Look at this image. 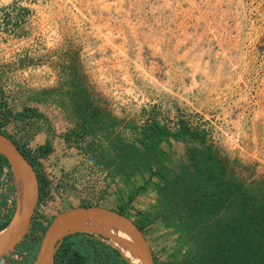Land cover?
<instances>
[{"label": "rangeland", "instance_id": "1", "mask_svg": "<svg viewBox=\"0 0 264 264\" xmlns=\"http://www.w3.org/2000/svg\"><path fill=\"white\" fill-rule=\"evenodd\" d=\"M0 92L14 115L26 108L40 114L13 119L5 132L54 149L43 160L52 183L36 220L48 227L85 202L109 209L127 203L134 219H156L145 236L158 263L201 258L208 250L199 217L163 190L164 181L129 201L123 156L110 142H130L132 122L142 125L154 108L168 123L185 118L207 130L225 178L254 194L264 178V0H0ZM85 94L121 121L119 133L68 143ZM185 149L176 143L175 157ZM33 223L29 240H42ZM15 250L0 264L20 260Z\"/></svg>", "mask_w": 264, "mask_h": 264}, {"label": "trees", "instance_id": "2", "mask_svg": "<svg viewBox=\"0 0 264 264\" xmlns=\"http://www.w3.org/2000/svg\"><path fill=\"white\" fill-rule=\"evenodd\" d=\"M1 95V92H0ZM86 95V94H85ZM86 95L83 102L82 120L77 129L66 134L64 139L78 141L86 133L105 131L115 134L121 121L110 113L93 106ZM7 102L0 97V132L7 135L32 164L40 183V201L48 197L51 180L43 165V160L54 149L50 141L33 148L28 142H20L5 132V127L13 119L26 121L40 114L26 108L14 115ZM145 114V113H144ZM142 125L132 122L130 131L132 140L128 143L112 139L109 150L117 156L122 154L120 169L127 171L133 193L128 194L132 201L148 189L154 182L164 181V188L182 200L189 207L190 217H199L205 226L206 238L203 247L207 254L201 258L187 259L183 262L156 264H264V178L259 181L256 191L248 190L245 182L232 183L225 178L223 163L207 138V130L194 126L190 120L179 118L176 122H165L154 108ZM172 123V124H171ZM119 133V132H118ZM211 141V140H210ZM184 143L183 155L175 157L173 147ZM167 145L164 147V145ZM91 145V144H90ZM89 145V146H90ZM86 154L90 148L84 150ZM113 154V155H115ZM92 159V158H91ZM176 159V161L174 160ZM4 168L8 169L5 182L2 181ZM0 186L6 187L7 193L0 191V231L13 219L16 212V188L9 163L0 155ZM252 193V194H249ZM12 197V203L9 199ZM85 202L82 206H92ZM124 204L114 211L128 217L133 216ZM144 235L156 221L149 215L138 214L134 219ZM32 232L43 234L47 226L44 220L33 217ZM32 221V222H33ZM214 222V223H213ZM168 225H173L170 221ZM213 224V225H211ZM199 225V223H198ZM209 232L207 233V230ZM41 237L31 241L28 236L15 248L20 260L9 258L10 264H34L40 246ZM24 252V253H23ZM7 259V257H5ZM4 258V259H5ZM1 261V260H0ZM56 264H130L120 252L93 234L77 233L67 236L56 254Z\"/></svg>", "mask_w": 264, "mask_h": 264}, {"label": "water", "instance_id": "3", "mask_svg": "<svg viewBox=\"0 0 264 264\" xmlns=\"http://www.w3.org/2000/svg\"><path fill=\"white\" fill-rule=\"evenodd\" d=\"M0 155L11 167L13 185L16 188L17 208L12 221L0 231V260H2L15 250L28 234L40 201V183L32 164L16 144L1 132ZM17 175L24 185V194H20L16 183ZM20 202H23L21 208ZM86 221H92L94 224L105 223L115 227L129 238L141 264H156L150 244L134 220L100 205L78 206L56 216L43 235L34 264H56V254L67 236L77 233L99 235L82 229L81 225ZM118 251L128 263L133 264L123 256L120 250Z\"/></svg>", "mask_w": 264, "mask_h": 264}, {"label": "bare ground", "instance_id": "4", "mask_svg": "<svg viewBox=\"0 0 264 264\" xmlns=\"http://www.w3.org/2000/svg\"><path fill=\"white\" fill-rule=\"evenodd\" d=\"M16 183L19 186L20 194H24L25 188L18 175L16 176ZM22 205L23 202H20V208ZM81 227L84 230H88L92 233H96L104 237L108 243L112 244L114 247L120 250L123 256L133 264H141L140 259L133 250L134 246L130 242L129 238L122 234L115 227H112L105 223L94 224L92 221L84 222Z\"/></svg>", "mask_w": 264, "mask_h": 264}, {"label": "crops", "instance_id": "5", "mask_svg": "<svg viewBox=\"0 0 264 264\" xmlns=\"http://www.w3.org/2000/svg\"><path fill=\"white\" fill-rule=\"evenodd\" d=\"M37 137L34 139V142L33 143H38L37 142ZM44 143H39L38 145H36V146H32V147H34V148H37L38 146H40V145H43Z\"/></svg>", "mask_w": 264, "mask_h": 264}, {"label": "built area", "instance_id": "6", "mask_svg": "<svg viewBox=\"0 0 264 264\" xmlns=\"http://www.w3.org/2000/svg\"><path fill=\"white\" fill-rule=\"evenodd\" d=\"M44 219H46V218H44Z\"/></svg>", "mask_w": 264, "mask_h": 264}]
</instances>
